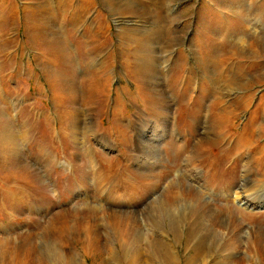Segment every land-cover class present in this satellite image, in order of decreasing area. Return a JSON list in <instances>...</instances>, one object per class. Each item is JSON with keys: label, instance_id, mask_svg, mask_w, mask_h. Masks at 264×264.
I'll return each instance as SVG.
<instances>
[{"label": "rangeland", "instance_id": "obj_1", "mask_svg": "<svg viewBox=\"0 0 264 264\" xmlns=\"http://www.w3.org/2000/svg\"><path fill=\"white\" fill-rule=\"evenodd\" d=\"M0 264H264V0H0Z\"/></svg>", "mask_w": 264, "mask_h": 264}, {"label": "bare ground", "instance_id": "obj_2", "mask_svg": "<svg viewBox=\"0 0 264 264\" xmlns=\"http://www.w3.org/2000/svg\"><path fill=\"white\" fill-rule=\"evenodd\" d=\"M180 212V211H179ZM210 233V231L208 232V234ZM156 241H155V244L158 246V245H160L161 246V248L163 249H165V253H164V258L166 259L168 256H167V253H166V243H162V241H160V240H157V239H155ZM201 244V243H200ZM197 245L196 247H194L195 248V250L196 251H198V250H200V248H202L201 247V245ZM169 255V254H168ZM172 256V255H171ZM171 259V258H170ZM168 260V259H167ZM169 261V260H168ZM166 262V261H165ZM170 262V261H169Z\"/></svg>", "mask_w": 264, "mask_h": 264}]
</instances>
